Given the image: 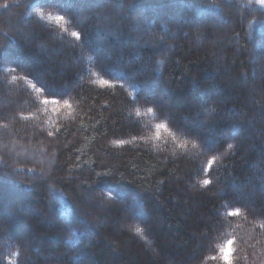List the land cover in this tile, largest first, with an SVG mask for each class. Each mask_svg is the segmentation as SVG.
Wrapping results in <instances>:
<instances>
[{"label":"trees","instance_id":"1","mask_svg":"<svg viewBox=\"0 0 264 264\" xmlns=\"http://www.w3.org/2000/svg\"><path fill=\"white\" fill-rule=\"evenodd\" d=\"M0 5V264H264L261 0Z\"/></svg>","mask_w":264,"mask_h":264},{"label":"rangeland","instance_id":"2","mask_svg":"<svg viewBox=\"0 0 264 264\" xmlns=\"http://www.w3.org/2000/svg\"><path fill=\"white\" fill-rule=\"evenodd\" d=\"M175 10H177V8H175ZM189 33L192 35V37H193V39L196 41V43L197 44H199L200 42H202V41H204V39H205V35L202 33L201 34V32L200 31H196L194 34H193V32L192 31H190L189 30ZM174 39H175V36H174ZM223 42V40H221V39H216L214 42H212L210 45H212L213 47H215V48H217V47H219L220 45H221V43ZM253 77V76H252ZM247 82L249 83V85H250V87L253 89L255 86H257V84H258V82H257V80H254L253 78H249V79H247ZM155 95V94H154ZM157 95V97H160V94H156ZM164 104L166 105V106H168L169 105V102H164ZM208 114H209V111L208 110H205L204 111V116H203V118H207L208 117ZM257 122H262V121H257ZM238 140L240 141V138H238ZM215 145V143H213V144H210L209 145V148H212L213 146ZM186 169V168H185ZM187 170V169H186ZM188 171V170H187ZM86 185V184H85ZM1 187V186H0ZM82 188V187H81ZM6 190H8L7 192H5ZM85 191L86 190V188H83V189H81V191ZM189 191H190V193H193L194 192V187L192 186V185H189ZM93 195L90 197H87L88 198V202H94L96 199L95 198H97L96 197V193H92ZM3 198V200H4V205H5V208L6 207H10L9 209H11V208H13V207H15V205H17V208H18V210H17V212H19L21 215L23 214V215H25V216H27V215H30L31 214V212L28 210H21V209H19V204L20 203H22V202H24V198H25V196L23 195V194H20V193H17L16 191H11L10 189H6L5 188V190H3V194H2V192H1V195H0V199H2ZM95 199V200H94ZM7 205V206H6ZM114 205L113 204H108V203H106V204H104V205H102V206H100V208L101 209H99V212L98 211H93L91 208H88V209H86L87 211V213L90 215V217H91V220L92 221H95V222H97V224L98 225H100L103 229H110L111 231H113L114 233H118L119 231H122V230H126L125 228V224H124V221H125V218H127V216H126V214H124V216L121 218H119V219H117L115 216H113V215H115L114 214V212L115 211H113L114 209H115V207H113ZM82 207V206H81ZM108 207H111V210H109L108 209ZM83 208V207H82ZM122 208V207H121ZM2 210H4V209H0V215H1V212H2ZM7 210V209H6ZM122 210L124 211V213H125V209L124 208H122ZM4 212V211H3ZM130 212V211H129ZM131 212H133V213H137V210H135V209H133V208H131ZM16 213H15V211H12V212H10V211H6V215H7V217H10V216H14ZM1 218V217H0ZM48 221H49V223L51 222V221H53L52 220V218H51V216H49L48 217V219H47ZM0 221H1V219H0ZM51 223H53V222H51ZM23 232V233H22ZM20 234H21V236L22 237H24V238H27V235L26 234H24V232L25 231H22ZM32 240H33V238L32 237H29V238H27V239H25L24 241H25V245L26 246H28V245H30L31 244V242H32ZM3 244H5V243H7V241H1ZM150 248H151V245H148ZM28 249V248H27ZM29 259H33L32 257H30L29 255L27 256ZM83 263H85V264H88L89 263V261H85V262H83ZM90 264V263H89Z\"/></svg>","mask_w":264,"mask_h":264},{"label":"snow or ice","instance_id":"3","mask_svg":"<svg viewBox=\"0 0 264 264\" xmlns=\"http://www.w3.org/2000/svg\"><path fill=\"white\" fill-rule=\"evenodd\" d=\"M261 3H264V0H261ZM3 7L7 8L8 5H7V4H4ZM72 35L75 36L77 39H81V34L78 33V32H74ZM104 83H107V81H104ZM48 102H49V101L45 100V103H48ZM52 103H59V101H57V100H53ZM64 104H65L67 107H71L70 102L67 101V100L64 101ZM149 110H150V111H153V109H149ZM158 127H167V126H166V125H158ZM229 147H232V145L230 144ZM214 162H215V157H213V158H212V161H210V165H211V163H214ZM203 183H204L205 185H208V184H211L212 181H211V180H204ZM240 211H241V209H240L239 207H235V208L233 209V211L229 213V215H231V216H237V215L240 214ZM230 243H231V242H230ZM225 259H228L227 254H225Z\"/></svg>","mask_w":264,"mask_h":264},{"label":"clouds","instance_id":"4","mask_svg":"<svg viewBox=\"0 0 264 264\" xmlns=\"http://www.w3.org/2000/svg\"><path fill=\"white\" fill-rule=\"evenodd\" d=\"M0 6H2V5H0Z\"/></svg>","mask_w":264,"mask_h":264}]
</instances>
